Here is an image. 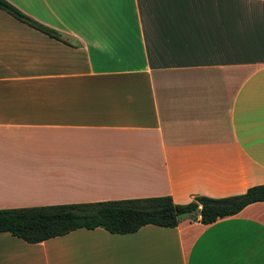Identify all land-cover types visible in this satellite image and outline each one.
I'll list each match as a JSON object with an SVG mask.
<instances>
[{
	"label": "crops",
	"instance_id": "obj_1",
	"mask_svg": "<svg viewBox=\"0 0 264 264\" xmlns=\"http://www.w3.org/2000/svg\"><path fill=\"white\" fill-rule=\"evenodd\" d=\"M5 1L60 39L0 9V209L264 185V0ZM0 264H264V202L208 225L0 233Z\"/></svg>",
	"mask_w": 264,
	"mask_h": 264
},
{
	"label": "trees",
	"instance_id": "obj_2",
	"mask_svg": "<svg viewBox=\"0 0 264 264\" xmlns=\"http://www.w3.org/2000/svg\"><path fill=\"white\" fill-rule=\"evenodd\" d=\"M0 9L23 24L59 40V35L23 14L5 0ZM194 196L186 204H175L169 196L93 203L41 206L19 209H0V233H8L26 243L34 244L65 235L77 229L101 228L110 234H130L146 225L174 228L182 216L199 212L200 222L208 225L217 219L235 215L249 204L264 202V185L249 187L226 207L198 209Z\"/></svg>",
	"mask_w": 264,
	"mask_h": 264
},
{
	"label": "water",
	"instance_id": "obj_3",
	"mask_svg": "<svg viewBox=\"0 0 264 264\" xmlns=\"http://www.w3.org/2000/svg\"><path fill=\"white\" fill-rule=\"evenodd\" d=\"M233 203V200H211L203 198L197 201V204L200 208L204 206L211 207H226Z\"/></svg>",
	"mask_w": 264,
	"mask_h": 264
}]
</instances>
